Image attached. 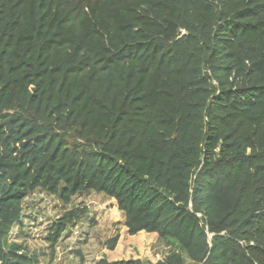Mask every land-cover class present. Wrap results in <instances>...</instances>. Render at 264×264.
I'll list each match as a JSON object with an SVG mask.
<instances>
[{"label":"trees","instance_id":"obj_1","mask_svg":"<svg viewBox=\"0 0 264 264\" xmlns=\"http://www.w3.org/2000/svg\"><path fill=\"white\" fill-rule=\"evenodd\" d=\"M37 190L171 246L95 264H264V0H0V264H39L11 241Z\"/></svg>","mask_w":264,"mask_h":264},{"label":"rangeland","instance_id":"obj_2","mask_svg":"<svg viewBox=\"0 0 264 264\" xmlns=\"http://www.w3.org/2000/svg\"><path fill=\"white\" fill-rule=\"evenodd\" d=\"M73 207H87V213L52 248L48 239L52 225ZM117 233L120 239L111 250L106 242ZM11 241L22 244L39 264H95L103 257L155 263L171 250L155 232L140 231L131 235L115 200L93 191L77 195L70 204L41 190L33 192L24 201L23 216L12 230Z\"/></svg>","mask_w":264,"mask_h":264}]
</instances>
